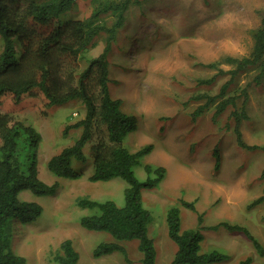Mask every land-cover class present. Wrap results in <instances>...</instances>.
Returning a JSON list of instances; mask_svg holds the SVG:
<instances>
[{"label": "rangeland", "instance_id": "rangeland-1", "mask_svg": "<svg viewBox=\"0 0 264 264\" xmlns=\"http://www.w3.org/2000/svg\"><path fill=\"white\" fill-rule=\"evenodd\" d=\"M131 7L126 22L116 35L108 57L110 92L121 100V110L136 117L138 129L125 139L128 149L135 152L144 145H153L142 164L162 166L166 176L152 190H143L146 209L151 214L149 236L157 248V264H167L175 245L167 236L166 210L180 198L195 202L196 210L204 214V225L227 220L246 226L264 248V153L246 151L236 144L231 113L242 108L241 91L248 99L244 105L247 118L240 123L244 141L249 145H264V79L254 82L256 70L239 73L226 91L238 96L236 107H228L213 120L215 106L211 105L194 118L196 108L205 103L196 95H216L229 75H219L210 84L199 83L212 78L217 71L205 65L224 56L241 58L252 50V30L256 29L264 12V0H141ZM91 0H76L60 18L76 20L88 18ZM109 22V21H108ZM55 23V22H54ZM105 34L96 38V46L86 58L97 56L105 46ZM3 38L0 35V52ZM80 61L79 66L85 67ZM224 71L231 66L222 63ZM84 106L72 101L59 106H46L41 94L25 95L20 103L11 96L0 98V113H9L14 120L31 126L41 135L37 150L40 179L48 185H59L54 195L39 197L29 191L19 193L23 201L42 206L41 216L33 223H15L13 250L23 256L25 264H53L52 255L61 241L70 239L79 253V264H140L137 242L122 243L130 263L115 253L101 258L92 256V249L101 242L111 241L105 232L88 231L79 225V218L87 210L79 209L75 201L80 197L92 200H113L124 204L125 181L113 179L92 183L90 146L83 151L86 162H73V168L83 173L78 180L61 179L47 169L49 159L70 146L80 130L63 129L84 116ZM73 113H77L76 116ZM216 150L219 167L215 169ZM143 181L146 173L142 165L134 168ZM261 204L248 208L255 199ZM181 229H196L195 212L180 208ZM204 250H218L235 264L246 257L253 264H264L243 234L224 229L203 231Z\"/></svg>", "mask_w": 264, "mask_h": 264}, {"label": "trees", "instance_id": "trees-1", "mask_svg": "<svg viewBox=\"0 0 264 264\" xmlns=\"http://www.w3.org/2000/svg\"><path fill=\"white\" fill-rule=\"evenodd\" d=\"M76 0H0V35L3 47L0 52V98L11 96L14 103H20L25 95L41 94L46 106H59L79 101L84 106V116L63 129L66 135L70 129L80 130L78 138L52 156L47 162L49 172L61 179L78 180L83 173L73 168V162H86L83 151L91 143L92 170L88 180L108 182L113 179L125 181L124 204L118 206L113 200H92L80 197L75 205L88 214L79 218V225L88 231L105 232L111 241L101 242L92 249L96 259L119 254L130 263L124 242H137L140 264H157V248L149 236L152 217L143 203L142 191L158 187L166 176L162 166L142 164L150 154L153 145H144L135 152L128 149L125 139L138 129L136 117L121 110V100L113 99L109 85L108 57L116 35L126 22V13L133 6H140L141 0H91L92 11L88 18L61 20ZM109 21V22H108ZM55 22V23H54ZM105 34V46L94 57L86 53L96 46L95 40ZM253 46L250 54L241 58L224 56L218 61L206 64L217 71L208 80L199 83L210 85L219 75H229L216 95H196L195 99L205 103L196 108L194 118L214 105L213 120L222 115L228 107H236L238 96H225L227 89L239 73L256 70L254 82L264 79V12L259 26L252 30ZM85 67L79 66L80 61ZM224 63L231 66L222 70ZM242 108L231 113L236 144L246 151H262L264 145L247 144L240 131V123L247 118L244 105L248 95L241 91ZM41 135L31 126L14 120L9 113H0V264H25L23 256L13 250L15 223L27 225L35 222L42 214L41 205L23 201L19 193L29 191L45 197L54 195L57 183L45 184L39 177L37 150ZM215 169L219 167L216 150ZM142 165L146 179L140 181L134 168ZM264 179V168L260 174ZM262 197L252 201L248 208L262 202ZM180 208L195 212L196 229H181ZM167 236L176 249L167 264H225L230 257L218 250H204L203 231L217 232L220 229L240 233L249 240L261 257L264 248L246 226L220 220L204 225V214L196 210L195 202L180 198L165 212ZM79 253L72 241L60 242L52 255L53 264H79ZM235 264H253L252 257H246Z\"/></svg>", "mask_w": 264, "mask_h": 264}, {"label": "built area", "instance_id": "built-area-1", "mask_svg": "<svg viewBox=\"0 0 264 264\" xmlns=\"http://www.w3.org/2000/svg\"><path fill=\"white\" fill-rule=\"evenodd\" d=\"M73 115H74V116H76V115H77V113H73Z\"/></svg>", "mask_w": 264, "mask_h": 264}]
</instances>
